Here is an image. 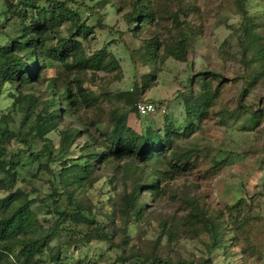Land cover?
<instances>
[{
	"label": "rangeland",
	"instance_id": "obj_1",
	"mask_svg": "<svg viewBox=\"0 0 264 264\" xmlns=\"http://www.w3.org/2000/svg\"><path fill=\"white\" fill-rule=\"evenodd\" d=\"M38 1L42 5L50 0ZM51 1H65L68 7L78 9L77 24H83L89 31L85 38L76 35L72 38L79 42L83 58L103 51L106 61L114 63L97 71H77L51 60L33 85H18L17 90L7 84L2 86L0 118L4 116L8 128L20 134L26 133L34 113L49 99L48 83L52 79L56 80L58 92L65 86L74 94L79 84L96 98L90 108L79 106L75 114L64 116L55 130L41 138L30 140L28 137L29 148L16 138L7 145L8 154L4 159L16 152L19 155L15 162L16 182L11 191L23 192L29 199H43L53 191L54 196L64 193L66 186L74 193L71 203L83 207L106 228L113 227L114 234L110 242L83 243L90 226L66 220L58 224L50 238L41 255L43 263L55 264L52 260L57 255L60 264H116L121 253L116 246L121 244L124 233L116 221L119 217L110 220L108 215L115 210L123 193L116 168L123 161L96 165L91 174L92 185L81 187H77L79 176L68 173L59 179V171L82 162L77 159L82 152L81 145L87 142L88 134L99 139L101 133L109 130L111 111L126 110L123 99L117 98L119 93L133 94L135 87L148 83L139 99L152 103L153 111L140 116L135 113V103L134 112L127 118V126L143 134L146 128L162 130L169 119L180 122L185 110L177 96L186 90L188 80L193 93L200 90L204 78L210 97L204 115L196 119L192 132L173 140L164 159L147 161L145 171L149 174L168 171L166 161L171 163L173 158L181 156L182 165L184 154L190 153L186 167L173 179L160 181L156 194H142L145 209L139 221L125 233L124 256L139 254L160 264L163 261L203 264L206 258L207 264H264V56L260 58L251 48L260 44L257 39L250 44L245 39L242 18L245 13L254 20L251 32L264 43L263 0H150L153 19L138 28L135 36H131L123 19L131 0H107L106 3L84 0L94 14L79 5L81 0ZM2 9L0 1V12ZM19 10L17 7L16 11ZM97 19L101 28L96 25ZM19 20L28 24V19H20L18 15L13 14L6 22L0 17V26H3L0 30L7 36L16 34ZM70 28L68 23L62 24L58 38H68ZM150 38L156 39L160 46L157 59L147 63L142 60L141 47ZM178 40H185L186 59L182 62L165 58L163 53V46ZM4 41L0 36V45ZM54 43L55 39L47 42L51 46ZM146 78L151 80L147 82ZM245 78L248 82L244 85ZM26 94H32L37 104L32 108L30 119L22 123L26 108L22 97ZM238 104L246 110H241ZM64 129L79 131L66 155L59 135ZM44 143L50 144L51 158L44 154L38 156ZM34 154L38 157H32ZM3 177L0 172V178ZM7 194L0 191V198ZM61 200L57 204L48 201L31 206L43 228L56 224L55 210H60L65 203ZM190 200L207 215L219 217L225 223L221 248L207 253L205 234L183 224L189 213L186 201ZM8 262L13 264L10 259ZM133 262L129 258L121 264H139Z\"/></svg>",
	"mask_w": 264,
	"mask_h": 264
},
{
	"label": "trees",
	"instance_id": "obj_2",
	"mask_svg": "<svg viewBox=\"0 0 264 264\" xmlns=\"http://www.w3.org/2000/svg\"><path fill=\"white\" fill-rule=\"evenodd\" d=\"M3 9L0 17L6 22L14 15H18L20 19H28V24L19 20L17 33L11 36L5 35L0 30V36L4 38V43L0 45V90L3 85L7 84L14 90L17 86H29L37 82L39 75L47 68L48 61H56L61 63L68 69H76L77 71L93 70L97 71L101 68L111 67L114 63L106 61L107 56L102 51L95 52L89 58H83L80 54V44L72 37L79 36L85 38L89 30L83 24H77L79 21L78 9H72L66 5L65 1H45L44 4L38 5V0H0ZM106 3L107 0H101ZM189 2L190 0H181ZM264 2V0H263ZM82 7L94 14L92 9L84 4V0L79 3ZM150 0H131L129 11L123 15L127 29L131 36L136 35V30L144 26L146 22L153 19L151 12ZM20 7L21 12L16 11ZM243 32L248 43L256 41L251 47L257 56L263 58L264 43L261 39L251 32L254 28V20H251L243 13ZM68 23L70 29L68 38L60 39L57 36L59 27ZM97 27L101 28L100 20H96ZM3 26H0V29ZM72 29H74L72 31ZM52 34L53 37H49ZM55 39V43L51 46L47 42ZM141 49L142 60L144 62H153L157 59L160 44L154 38H150L143 42ZM165 58H171L176 61H184L186 59L185 40L170 42L163 46ZM245 51V50H244ZM68 60L70 63H68ZM147 82L151 79L146 78ZM248 79L245 78L244 85ZM60 86V85H59ZM148 83H143L141 87H135L133 94L119 93L118 99H123L126 110L120 112L118 110L111 111L108 115L109 130L100 134L99 139L88 134L87 142L81 145V154L77 156L81 163H77L72 167L64 168L59 171V179H62L68 173L79 176L77 187L82 184L92 185L94 179L91 174L96 165L109 162H122L117 166L120 172V180L122 183V194L115 205V210L109 214L110 220L116 219L121 224L124 238L125 233L130 225L139 221L142 216L145 203L141 196L143 193L156 194L158 192V184L162 180H170L175 177L181 168H185L190 153L184 154V162L180 163L183 157L173 158V162L166 161L169 168L168 171H154L151 174L146 172V162L153 159L165 158V152L171 148L173 140L178 135L187 136L196 125V119L199 120L204 115L205 106L209 100L206 92V82L204 78L200 82V90L197 89L193 93L191 80L187 82L185 91L179 93L177 99L181 100L184 106V118L177 122L168 120V124L163 126L160 131H153L148 128L143 134H137L127 126V118L134 112V104L137 102H148L139 99L143 95V91L147 88ZM62 91L58 92L56 80L52 79L48 83L50 97L41 104L42 106L34 113L33 121L28 127L26 133L14 132L7 126L4 116L0 118V172L4 175L0 178V191L8 193L5 197L0 198V264H42L41 255L48 246L50 238L56 233L58 224L66 220L74 223H83L90 226L88 232L83 237V243L90 240H105L110 242L113 233V227L106 228L102 222H98L94 216H91L83 207L76 203H71L74 193L65 191L62 194H48L43 199H29L23 192H12V188L16 182L15 166L16 160L19 158L18 153L8 154L7 145L13 140L30 147V140L41 138L43 135L55 130L64 116L75 114L79 106L90 108L96 102V98L86 92L80 85H76L73 94L68 87L61 86ZM216 93V92H214ZM26 102L24 118L22 123L29 118L33 111L34 104H37L36 98L32 94H26L22 97ZM136 101V102H135ZM150 103V102H148ZM152 104V103H151ZM63 105V108L60 107ZM239 108L245 109L242 104H238ZM246 110V109H245ZM136 113V109H135ZM137 114V113H136ZM250 114V113H248ZM27 119V120H28ZM180 123V124H179ZM87 133L86 130H81ZM61 136V148L64 154L75 143L79 135V131L75 129H64L59 132ZM30 137V140L27 138ZM52 149L50 144H42L39 155H46L51 158ZM37 154L32 157L37 158ZM178 165V167L176 165ZM180 165V166H179ZM57 197V198H55ZM65 201L64 206L57 210L58 220L54 227L43 228L37 221L36 216L31 210V206L36 202H54L59 200ZM61 200V201H62ZM60 203V202H59ZM189 213L183 220V224L192 230H200L205 234L208 245L207 253L215 248H221L223 244L222 231L225 224L219 217H211L201 209L194 201H186ZM55 209V208H54ZM108 218V219H109ZM111 222V221H110ZM116 247L121 249L120 256L115 260L116 264H121L129 258L139 264L155 263V259L146 258L139 254H128L124 256L123 240ZM51 256V255H48ZM52 262L59 263L57 255L53 257ZM209 262L208 258L203 264ZM163 264H175L170 261H163ZM44 264V263H43ZM62 264V263H61ZM178 264H185L179 262Z\"/></svg>",
	"mask_w": 264,
	"mask_h": 264
},
{
	"label": "built area",
	"instance_id": "obj_3",
	"mask_svg": "<svg viewBox=\"0 0 264 264\" xmlns=\"http://www.w3.org/2000/svg\"><path fill=\"white\" fill-rule=\"evenodd\" d=\"M135 109L138 115L145 116L153 111V105L148 102H137Z\"/></svg>",
	"mask_w": 264,
	"mask_h": 264
}]
</instances>
